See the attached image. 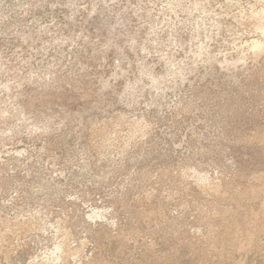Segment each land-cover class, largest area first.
<instances>
[{"label":"rangeland","instance_id":"374dc122","mask_svg":"<svg viewBox=\"0 0 264 264\" xmlns=\"http://www.w3.org/2000/svg\"><path fill=\"white\" fill-rule=\"evenodd\" d=\"M0 264H264V0H0Z\"/></svg>","mask_w":264,"mask_h":264}]
</instances>
